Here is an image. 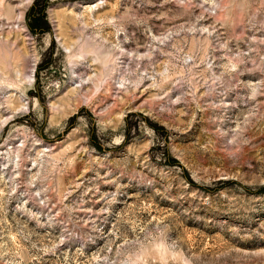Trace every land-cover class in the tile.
<instances>
[{"label":"rangeland","instance_id":"374dc122","mask_svg":"<svg viewBox=\"0 0 264 264\" xmlns=\"http://www.w3.org/2000/svg\"><path fill=\"white\" fill-rule=\"evenodd\" d=\"M0 264H264V0H0Z\"/></svg>","mask_w":264,"mask_h":264}]
</instances>
